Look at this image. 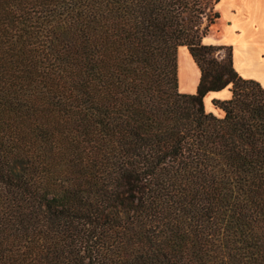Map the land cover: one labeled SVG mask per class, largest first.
<instances>
[{
  "label": "trees",
  "instance_id": "obj_1",
  "mask_svg": "<svg viewBox=\"0 0 264 264\" xmlns=\"http://www.w3.org/2000/svg\"><path fill=\"white\" fill-rule=\"evenodd\" d=\"M219 1L0 0V264H264V88L202 43Z\"/></svg>",
  "mask_w": 264,
  "mask_h": 264
},
{
  "label": "crops",
  "instance_id": "obj_2",
  "mask_svg": "<svg viewBox=\"0 0 264 264\" xmlns=\"http://www.w3.org/2000/svg\"><path fill=\"white\" fill-rule=\"evenodd\" d=\"M223 1L226 0L217 3L218 9L224 3ZM226 18L227 23L222 29L223 35L215 37L209 32L203 37L202 43L205 45H227V47H232V65L234 70L243 79L254 80L264 88V47H261V42L257 38L251 37L264 29V0H227ZM234 34H245L249 35L250 38L245 41L244 45L239 46L234 42V37L231 36H234ZM187 52L189 54L185 46H180L177 53H183L186 57ZM186 64L191 71V77L188 81V83L191 81V85H188V90L183 92H185L184 94H194L199 83L200 71L191 55L186 60ZM230 98L231 91L229 87L219 92H210L204 98L205 110L221 117L223 115L222 111L216 108L212 102L214 100L226 101ZM207 103L209 104L208 106Z\"/></svg>",
  "mask_w": 264,
  "mask_h": 264
},
{
  "label": "rangeland",
  "instance_id": "obj_3",
  "mask_svg": "<svg viewBox=\"0 0 264 264\" xmlns=\"http://www.w3.org/2000/svg\"><path fill=\"white\" fill-rule=\"evenodd\" d=\"M223 2L224 3L222 4V6L219 7V9H218V5H214V11H217L220 14L219 15L220 18L216 20L213 25L210 26L209 31H208V33L211 32L212 35H214L215 37H219L223 35L222 29L224 28L225 23H227V18H226L227 17V0ZM205 23L206 21L203 22V25H205ZM236 35L234 34V36L233 35L231 36L234 37L235 39L234 42H236L239 46L244 45L245 41H248L250 38L249 35H245V34H238L237 36ZM251 37L257 38V40L261 42L260 43L261 47L262 46L264 47V29H262L256 35H253ZM226 41H227V35H226ZM225 47H227V45ZM216 55L218 56V58L223 57L225 55V51L223 50V51L217 52ZM188 58H190V55L188 54V52H187L186 57L185 55H183V53H177V69H178V75H179L178 76V90L180 93H185L183 91L188 90L189 88L188 85H191V81L188 83L191 77V71L188 69V66L186 64V60H188ZM179 67H180V70H179ZM208 105L209 104L207 103V106Z\"/></svg>",
  "mask_w": 264,
  "mask_h": 264
}]
</instances>
